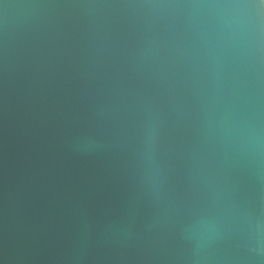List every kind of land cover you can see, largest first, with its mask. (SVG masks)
Instances as JSON below:
<instances>
[{
    "label": "water",
    "instance_id": "1",
    "mask_svg": "<svg viewBox=\"0 0 264 264\" xmlns=\"http://www.w3.org/2000/svg\"><path fill=\"white\" fill-rule=\"evenodd\" d=\"M0 264H264V0H0Z\"/></svg>",
    "mask_w": 264,
    "mask_h": 264
}]
</instances>
